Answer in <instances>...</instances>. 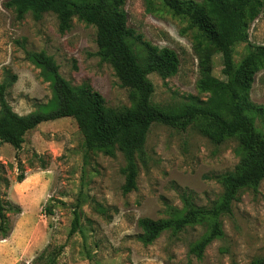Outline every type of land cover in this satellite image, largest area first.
<instances>
[{
	"label": "rangeland",
	"instance_id": "rangeland-1",
	"mask_svg": "<svg viewBox=\"0 0 264 264\" xmlns=\"http://www.w3.org/2000/svg\"><path fill=\"white\" fill-rule=\"evenodd\" d=\"M8 0H0V85L9 83L5 98L18 115L51 111L52 86L29 53L43 52L71 86L87 82L109 108L129 107L128 90L111 66L97 56L95 28L78 17L60 32L54 14L35 20L30 13L17 19ZM176 0L158 1L147 13L144 0H125L127 24L157 47L174 50L179 68L166 79L148 75L152 102L177 106L196 90L198 59L193 50L195 29L173 14ZM248 39L232 48L238 64L256 46L264 45V10L250 24ZM211 74L223 79L219 54L211 58ZM250 100L262 107L255 117L264 134V70L254 76ZM146 162L138 164L136 189L123 194L122 154L114 157L86 152L72 118L42 122L26 133L20 150L0 143V198L9 234L0 235V264H30L46 247L63 246L58 264H249L264 257V179L257 191L243 190L231 214L221 217L222 237L201 257L189 252L206 231L204 225L185 228L176 236L163 232L150 244L139 236L138 220L167 218L181 209L187 196L196 206H209L222 192L217 177L239 160L237 143L214 145L193 129L179 131L153 124L145 142ZM24 174L21 183L16 177ZM80 203V231L68 235L72 211ZM18 206L19 212L13 208ZM48 209L51 214L48 213Z\"/></svg>",
	"mask_w": 264,
	"mask_h": 264
},
{
	"label": "trees",
	"instance_id": "trees-1",
	"mask_svg": "<svg viewBox=\"0 0 264 264\" xmlns=\"http://www.w3.org/2000/svg\"><path fill=\"white\" fill-rule=\"evenodd\" d=\"M158 1L144 0L147 13L153 12ZM178 8L173 14L186 20L193 36V50L198 59L196 90L204 99L190 96L177 106H162L152 102L154 87L148 75L162 79L174 76L179 68L177 53L167 47H157L135 33L127 24L125 0H8L5 3L17 19L30 13L35 20L52 13L60 32L71 27L78 17L95 28L97 56L108 63L122 87L128 90L130 105L122 110L109 108L103 97L90 84L83 82L71 86L58 73V66L43 52L29 53L28 58L49 79L53 97L47 104L51 111L18 115L12 111L5 98L9 83L0 85V143L20 150L27 132L46 121L59 118L74 119L82 136L86 152H99L114 157L122 154L124 166L121 173L123 194L136 189L138 164L145 165V142L150 127L161 124L185 131L190 128L219 145L227 140L237 143L239 160L233 170L217 177L222 188L219 197L209 206H196L183 196L181 209H173L167 218L138 220L142 231L139 239L150 244L163 232L176 236L185 228L204 225L206 231L191 244L189 252L201 257L205 248L222 237L221 217L231 214L232 204L240 192H256L264 179V134L255 127V117H262L263 109L250 100L254 76L264 70V45L256 46L238 64L232 60V48L248 39L250 24L264 10V0H176ZM219 54L221 74L217 79L211 74V58ZM24 174L16 182L24 180ZM80 203L72 211L68 235L80 231ZM19 212L20 208H13ZM0 198V235L4 239L7 226ZM48 213L51 211L48 209ZM63 246L44 248L30 264H58ZM249 264H264V257Z\"/></svg>",
	"mask_w": 264,
	"mask_h": 264
}]
</instances>
